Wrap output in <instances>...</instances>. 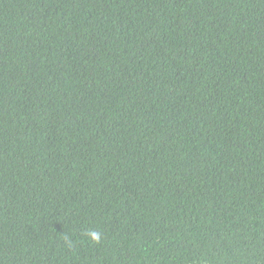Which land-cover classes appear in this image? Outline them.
Wrapping results in <instances>:
<instances>
[{
  "label": "trees",
  "instance_id": "16d2710c",
  "mask_svg": "<svg viewBox=\"0 0 264 264\" xmlns=\"http://www.w3.org/2000/svg\"><path fill=\"white\" fill-rule=\"evenodd\" d=\"M0 264H264V0H0Z\"/></svg>",
  "mask_w": 264,
  "mask_h": 264
}]
</instances>
